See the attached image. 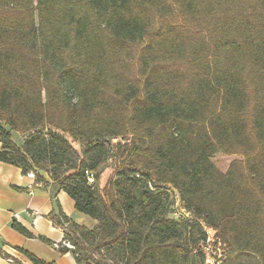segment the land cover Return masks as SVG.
<instances>
[{
	"label": "trees",
	"instance_id": "trees-1",
	"mask_svg": "<svg viewBox=\"0 0 264 264\" xmlns=\"http://www.w3.org/2000/svg\"><path fill=\"white\" fill-rule=\"evenodd\" d=\"M0 143L97 222L49 216L77 264H205L201 219L264 264V0H0Z\"/></svg>",
	"mask_w": 264,
	"mask_h": 264
},
{
	"label": "crops",
	"instance_id": "crops-1",
	"mask_svg": "<svg viewBox=\"0 0 264 264\" xmlns=\"http://www.w3.org/2000/svg\"><path fill=\"white\" fill-rule=\"evenodd\" d=\"M30 173L33 176L25 175L21 168L0 162V264H32L22 250L49 263L77 264L72 254L60 253L64 229L55 225L49 216L59 205L62 212L79 225L93 229L97 222L78 212L74 200L66 192H56L46 173H42L45 183H37L35 173ZM14 222L35 237L18 233L12 227Z\"/></svg>",
	"mask_w": 264,
	"mask_h": 264
},
{
	"label": "rangeland",
	"instance_id": "rangeland-1",
	"mask_svg": "<svg viewBox=\"0 0 264 264\" xmlns=\"http://www.w3.org/2000/svg\"><path fill=\"white\" fill-rule=\"evenodd\" d=\"M176 132L179 135V141L187 146H193L197 143L196 139L199 138V133L197 130L193 128L183 129V130H175L172 129L171 132ZM14 141L21 145L23 142L24 136L21 134L14 133L13 134ZM71 141V140H70ZM72 142V141H71ZM126 140L123 138H116L112 140L110 147V159L105 163L103 170V180L102 184L115 180L117 175V169L119 167V156H120V146L124 145ZM73 146L77 149L80 148V144L72 142ZM172 199L174 200L175 207L182 213L184 210L181 209L182 201L180 195L173 188L169 189ZM211 205L212 212H215V202L212 201L209 203ZM186 214V213H184ZM216 214V213H214ZM177 216V215H176ZM184 216H190L184 215ZM214 219L215 215L212 216ZM90 220H93L88 216ZM190 218H193L190 216ZM195 220V219H194ZM201 225L203 226L204 231L207 232V240L200 241L199 248L202 251V254L205 258V264H261V262L253 255L244 253L242 251L236 250L234 248H224L220 242V239L216 237V232L209 228L206 219L199 220Z\"/></svg>",
	"mask_w": 264,
	"mask_h": 264
},
{
	"label": "built area",
	"instance_id": "built-area-1",
	"mask_svg": "<svg viewBox=\"0 0 264 264\" xmlns=\"http://www.w3.org/2000/svg\"><path fill=\"white\" fill-rule=\"evenodd\" d=\"M31 176H33L32 173H29ZM69 248H71L72 246L70 244H66ZM11 262H13L11 259H9Z\"/></svg>",
	"mask_w": 264,
	"mask_h": 264
}]
</instances>
